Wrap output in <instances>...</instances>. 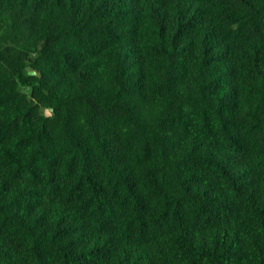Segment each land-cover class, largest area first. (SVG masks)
Instances as JSON below:
<instances>
[{
    "label": "trees",
    "instance_id": "obj_1",
    "mask_svg": "<svg viewBox=\"0 0 264 264\" xmlns=\"http://www.w3.org/2000/svg\"><path fill=\"white\" fill-rule=\"evenodd\" d=\"M0 264H264V0H0Z\"/></svg>",
    "mask_w": 264,
    "mask_h": 264
},
{
    "label": "water",
    "instance_id": "obj_2",
    "mask_svg": "<svg viewBox=\"0 0 264 264\" xmlns=\"http://www.w3.org/2000/svg\"><path fill=\"white\" fill-rule=\"evenodd\" d=\"M34 73L35 72H33V71L29 72V74H34ZM51 111H52V109H45L44 115L45 116H50L51 115Z\"/></svg>",
    "mask_w": 264,
    "mask_h": 264
}]
</instances>
